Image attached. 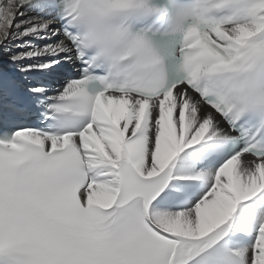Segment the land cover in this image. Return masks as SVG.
Wrapping results in <instances>:
<instances>
[{
  "label": "snow or ice",
  "instance_id": "obj_1",
  "mask_svg": "<svg viewBox=\"0 0 264 264\" xmlns=\"http://www.w3.org/2000/svg\"><path fill=\"white\" fill-rule=\"evenodd\" d=\"M4 59L0 264H264V0H0Z\"/></svg>",
  "mask_w": 264,
  "mask_h": 264
},
{
  "label": "bare ground",
  "instance_id": "obj_2",
  "mask_svg": "<svg viewBox=\"0 0 264 264\" xmlns=\"http://www.w3.org/2000/svg\"><path fill=\"white\" fill-rule=\"evenodd\" d=\"M30 14L35 15L36 13L32 12ZM25 39H29V38L26 37ZM16 43H22V41H15V40H13L8 46L10 48H12ZM14 50L15 51H19L20 49H14ZM0 64L5 65L8 69H10L9 68V63H8V61L6 59H4L2 62H0Z\"/></svg>",
  "mask_w": 264,
  "mask_h": 264
}]
</instances>
